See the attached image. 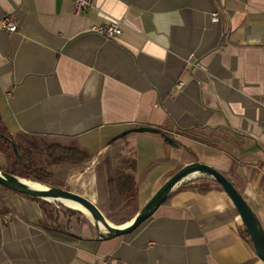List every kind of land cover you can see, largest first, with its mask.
I'll use <instances>...</instances> for the list:
<instances>
[{
  "label": "crops",
  "instance_id": "0c3cea01",
  "mask_svg": "<svg viewBox=\"0 0 264 264\" xmlns=\"http://www.w3.org/2000/svg\"><path fill=\"white\" fill-rule=\"evenodd\" d=\"M5 15L17 24L14 32L0 28L7 132L36 153L75 142L87 155L49 164L53 185L87 197L105 216L116 212L125 197L115 154L128 142L143 175L139 206L198 161L227 176L264 226V0H93L81 13L73 0H0ZM111 20L121 24L115 38L90 30ZM165 119L182 129L229 127L254 149L240 154L227 142L214 147L182 135L174 147L156 132L111 141ZM6 164L0 149V169ZM192 180L134 231L76 242L53 238L41 204L0 185V264H264L223 188L211 182L200 192Z\"/></svg>",
  "mask_w": 264,
  "mask_h": 264
},
{
  "label": "trees",
  "instance_id": "16d2710c",
  "mask_svg": "<svg viewBox=\"0 0 264 264\" xmlns=\"http://www.w3.org/2000/svg\"><path fill=\"white\" fill-rule=\"evenodd\" d=\"M156 129V133L163 138L165 143H168L165 137L174 140L175 135H182L214 147L219 146L220 142H227L234 145L240 154L254 149L250 137L226 126H197L182 129L175 126L170 119H165ZM123 138H126V136ZM12 143L15 142L0 119V149L5 154L7 163L3 170L43 185H52L54 176L47 167L49 164H78L87 158L86 153L75 142H54L45 146L43 150L45 163H43L38 162L36 152L30 147H24L15 143L17 149V154H15ZM115 159V184L118 191L125 197V201L119 210L106 217L109 220L115 219L121 221L116 222L117 224H121L130 220L141 208L137 199V186L143 175L142 177L136 175V152L135 148L128 142L121 151L115 154ZM192 181L200 182V184L196 185V188L200 192L209 190V184L215 182L208 177H197ZM237 190L239 191L238 188ZM30 198L36 199L41 204L45 217L51 219V222L45 225L44 228L53 238L68 242H76L79 239L73 234L75 232L70 229V220L60 221L61 211L66 214L67 211L71 213L75 212L73 209L57 202H48L34 197ZM78 213L84 214L79 210Z\"/></svg>",
  "mask_w": 264,
  "mask_h": 264
},
{
  "label": "water",
  "instance_id": "95a60500",
  "mask_svg": "<svg viewBox=\"0 0 264 264\" xmlns=\"http://www.w3.org/2000/svg\"><path fill=\"white\" fill-rule=\"evenodd\" d=\"M133 132L154 133L157 132V129L152 126H134L126 128L113 136L111 141L118 140L121 137ZM165 139L170 145L174 147L177 146V143L172 138L165 137ZM12 148L15 154H17L15 143H12ZM197 177H208L213 179L227 193L245 226L248 238L252 243L256 255L264 262L263 224L252 208L244 200L233 182L209 164L195 161L178 169L150 196V198L141 206L138 212L129 221L121 225L113 224L93 201L81 194L53 184L43 185L36 182L40 184V186L35 187L28 183L31 182V180L0 169V185L5 188L48 202H60L66 206L68 205L65 204L64 200L79 204L84 209V211H81L88 216L90 220L89 233L90 237L95 240H106L134 231L145 220H147L163 202H165L175 187L186 180ZM73 234L79 239L85 238L82 230H80L78 234Z\"/></svg>",
  "mask_w": 264,
  "mask_h": 264
},
{
  "label": "built area",
  "instance_id": "2783aa9c",
  "mask_svg": "<svg viewBox=\"0 0 264 264\" xmlns=\"http://www.w3.org/2000/svg\"><path fill=\"white\" fill-rule=\"evenodd\" d=\"M73 2L77 13H81L83 10L93 7V0H73ZM212 18H216V13H212ZM0 28L7 32H14L17 30V24L9 15H5L0 18ZM90 30L106 38H115L121 34V24L117 20H111L100 24H93ZM181 85L182 82L179 81L176 83L175 87L181 88Z\"/></svg>",
  "mask_w": 264,
  "mask_h": 264
},
{
  "label": "rangeland",
  "instance_id": "374dc122",
  "mask_svg": "<svg viewBox=\"0 0 264 264\" xmlns=\"http://www.w3.org/2000/svg\"><path fill=\"white\" fill-rule=\"evenodd\" d=\"M132 134H135L134 132L133 133H129L128 135H132ZM21 142V141H20ZM20 145H22V146H24V147H27L24 143H19ZM190 155L191 154H189V152L188 151H184V153H183V158L185 159L186 157H188V158H190ZM43 157H45V155H44V152L43 151H40V152H37L36 153V159L38 160V162H41L42 160H43ZM45 160V159H44ZM183 167V166H182ZM181 168V167H180ZM179 168V169H180ZM177 171V170H176ZM175 171V172H176ZM174 172V173H175ZM173 173V174H174ZM172 174V175H173ZM168 179V178H167ZM166 179V180H167ZM165 180V181H166ZM164 181V182H165ZM163 182V183H164ZM162 183V184H163ZM161 184V185H162ZM160 185V186H161ZM159 186V187H160ZM158 187V188H159ZM157 188V189H158ZM156 189V190H157ZM155 190V191H156ZM57 203H60V202H57ZM60 204H62V203H60ZM63 205V204H62ZM64 206H66V205H64ZM66 207H68V206H66ZM68 208H70V207H68ZM71 209H73V208H71ZM75 212H68L67 211V213L66 214H64V212H60V221H67V220H70V222H71V227H70V229H71V231H74L75 233H78V232H80V230H82V232H83V234H90L89 233V227H90V220H89V218H88V216H86L85 214H80V213H78V210H76V209H73ZM46 219H47V217H46ZM47 221H49V223L51 222V219H47Z\"/></svg>",
  "mask_w": 264,
  "mask_h": 264
},
{
  "label": "bare ground",
  "instance_id": "6f19581e",
  "mask_svg": "<svg viewBox=\"0 0 264 264\" xmlns=\"http://www.w3.org/2000/svg\"><path fill=\"white\" fill-rule=\"evenodd\" d=\"M28 183L31 184V185H33V186H35V187L40 186V184H38V183H36V182H33V181L28 182ZM64 202H65V204H67V205L70 206V207H75V208H77V209H79V210L84 211V209H83L79 204H77V203H75V202L68 201V200H64Z\"/></svg>",
  "mask_w": 264,
  "mask_h": 264
}]
</instances>
